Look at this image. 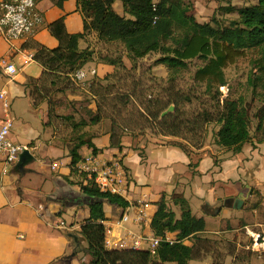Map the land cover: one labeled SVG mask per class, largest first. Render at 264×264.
Returning a JSON list of instances; mask_svg holds the SVG:
<instances>
[{"label":"crops","instance_id":"0c3cea01","mask_svg":"<svg viewBox=\"0 0 264 264\" xmlns=\"http://www.w3.org/2000/svg\"><path fill=\"white\" fill-rule=\"evenodd\" d=\"M77 2L66 0L63 7H59L54 0H40L38 8L43 22L33 35L9 42L0 34V60L5 58L18 68V73L12 76L0 70V92H7L6 100L0 98V128L5 120L7 103V109L15 120L11 139L27 147L35 158L23 170L15 164L3 173L5 162L0 155V264H80L78 257L72 256L71 240L74 239L70 234L78 235L84 247L87 246L80 231L90 210L80 186L89 180L86 174L73 170L71 166L68 144L72 130L69 122L63 119L68 129L64 135L49 114L50 110L54 114L56 107L51 106L47 97L37 98L35 85L41 86L46 80L45 68L35 58H29V54L35 53L34 43L50 49L59 46L49 25L60 17L64 16L69 33L83 31L84 19ZM93 69L101 76L110 67L101 63ZM100 126L101 122H98L85 128L94 136L93 142L100 148L98 154L118 157L128 174L127 196L124 198L129 205L122 208L105 202L107 219L104 224L106 237L110 240L109 248H120L118 241L128 240L130 233L155 236L151 222L158 208L157 202L164 195L169 205L173 204L172 195L175 192L183 193L192 209L193 203L199 201L205 214L214 215L209 225L207 216L193 212L205 218L206 230L200 237L209 243L213 241L208 235L219 234L222 219L241 218L245 211L252 217L250 222L254 227L250 228L249 224L244 227L251 234L264 235V142L253 139L239 153H233L215 142L202 148H192L187 153L168 141L147 144L142 138L123 136L122 147L119 148L111 146V130L98 132ZM92 152L89 147L81 150L82 157ZM54 165L56 168H53ZM236 199L243 200L241 209L233 206ZM225 201H230V204L225 205ZM217 208L220 211L215 213ZM223 209L227 211L225 216L220 215ZM210 210L214 214L207 212ZM261 211L263 217L258 214ZM129 213L133 215L135 231L125 228V223L130 221ZM139 215L143 219L136 221ZM123 217L127 219L123 220ZM219 217L218 223L216 218ZM61 222L66 226L60 227ZM121 228L127 230L125 237L118 234L117 229ZM167 235L177 239L176 233L169 232ZM193 242L194 238L184 240L188 245ZM147 246L144 243L143 248ZM254 252L257 259L264 263V253ZM207 253L213 255V252L204 250L199 259ZM64 256L72 258L64 261ZM233 260L234 256L230 264ZM213 262L218 264L214 258Z\"/></svg>","mask_w":264,"mask_h":264},{"label":"trees","instance_id":"16d2710c","mask_svg":"<svg viewBox=\"0 0 264 264\" xmlns=\"http://www.w3.org/2000/svg\"><path fill=\"white\" fill-rule=\"evenodd\" d=\"M65 1L54 0L59 7H63ZM115 1L78 0V8L84 19L82 32L69 33L64 16L49 25L59 46L50 49L34 43L33 54L44 66L45 78H55L58 73H76L91 62L93 51H82L79 44L87 34L97 32L101 40L124 46L132 62L130 70L135 68L138 60L153 53L159 55L156 64L166 65L170 70L171 85L167 101L155 99L153 107L157 108L156 112H153V107L146 106L150 110L147 116L158 122L163 135L178 137L182 132H187L198 136L202 131L207 132L210 125H216L215 143L233 153H239L253 139L264 142V0L239 7V19L227 25L199 22L192 13V4L186 0H122L124 15L115 10ZM227 10L232 11L233 8L228 7ZM248 55L251 56L252 70L246 85L251 91L252 100L249 101L244 93L234 95L230 91L224 95L221 87H230L226 68ZM196 59L201 62L195 65V87L186 93L177 90V76L189 70L191 62ZM105 61L116 69L126 68L122 59L110 57ZM55 82L53 79L52 83ZM92 89L93 92L97 91L94 87ZM36 90L39 93L42 91L38 85H35ZM200 90L203 93L196 94ZM121 100L126 104L130 97L123 95ZM198 100L199 106L191 112L183 110L185 103L192 106ZM171 105L173 109H170ZM97 110L90 120L82 118L77 121L71 114L62 117L69 122L72 130L68 147L72 157L71 166L75 171L82 159V148H92L94 153L100 151L93 142L94 136L85 131L87 126L101 120L102 106L98 105ZM49 114L52 117L51 110ZM110 130L111 146L121 148V136H117L114 124ZM169 143L181 147L187 153L192 148L204 146L203 143L191 147L179 142ZM80 188L89 202L90 210L80 231L87 242L82 251L89 256L88 264H189L191 260L199 259L202 251H207L210 243L200 237L206 230V220L193 213L183 193L175 192L172 195V203L179 207L180 216L171 208L166 196L163 195L157 202L158 208L151 222L154 235L165 237L169 232L176 233L177 239L173 243L162 241L153 253L148 249L109 248L106 245L104 224L107 219L105 202L122 208H126L129 203L124 197L100 190L92 181L82 184ZM187 238H194L193 244H185ZM251 255V252L247 254L248 260ZM69 257L64 256L62 260ZM244 259L240 254H234L231 264H245L247 259Z\"/></svg>","mask_w":264,"mask_h":264},{"label":"rangeland","instance_id":"374dc122","mask_svg":"<svg viewBox=\"0 0 264 264\" xmlns=\"http://www.w3.org/2000/svg\"><path fill=\"white\" fill-rule=\"evenodd\" d=\"M192 4V13L195 15L199 22H212L213 24H229L233 20L239 19L237 9L242 6L251 5L256 3V0H186ZM122 1L117 0L115 9L120 13H124L122 7ZM233 8L232 11H228L227 8ZM129 15H127L128 17ZM79 48L82 51L88 49L93 51V60L84 66L83 69L87 72V77L84 79H78L73 74H56V77L48 76L44 82L40 85L42 90L39 93L37 90V98L47 97L51 102V106L56 108L51 118L58 124V128L62 134H66L68 129L65 126L63 116L67 114L73 115L78 121L82 118L90 120V118L98 112V105L102 106L101 126L98 132H102L106 129H111L115 126L117 136H129L133 139L142 138L143 141L148 143H161V142H179L183 143L187 147L203 143L215 142V133L218 129L216 125H210L207 132L202 131L200 134L193 135L190 133L182 132L181 136H165L161 130L158 122L149 118L147 115L149 109L147 107H153V101L155 99H163L167 101V93L170 84L171 72L166 65L156 64L155 60L159 57L158 54L153 53L147 57L140 59L135 64V68L130 70L132 62L128 58L127 53L123 45L118 43H109L99 38L97 32H91L80 41ZM63 52V50H60ZM119 58L122 59L126 68L116 69L114 66L109 65L110 70L103 75L99 76L96 73H91L93 67H97L101 63H106L107 58ZM200 60L196 59L191 62L189 70L182 71L175 81L176 89L181 92H188L194 84V72L195 65L200 64ZM252 70L251 56L247 58L239 59L235 64L226 68V74L229 79L230 91L237 95L244 93L247 99L252 100L250 89L247 88L246 81L248 75ZM55 79V84L52 80ZM97 91L93 92V87ZM92 87V88H91ZM97 92V93H96ZM96 93V94H95ZM101 95L99 96V94ZM203 93L200 90L199 93ZM123 95H128L130 100L128 103H124L121 99ZM201 99V98H200ZM200 100L196 105L187 104L183 105L185 112H191L195 107L199 106ZM256 104V103H255ZM173 107V105H171ZM173 109V108H172ZM157 108L153 107V112H156ZM256 121L254 119L253 126ZM72 133V132H71ZM68 135V134H67ZM203 137V138H202ZM169 138V139H168ZM257 199V198H255ZM174 209L177 216H180V209L174 204H170ZM193 212L199 215H205L209 219V225L214 218V215H207L201 208L199 201L193 203ZM225 209L220 215L225 216L227 213ZM236 215V211L234 212ZM243 217L231 219H222V226L220 227L219 234H210L208 238L213 241L212 244L207 245V252H213L205 254L201 259H196L190 262V264H213V258L218 264H230L234 254H240L245 260V264H264L261 259H257L252 246V236L249 230L244 227L249 224L250 228L254 227L250 221L251 216H248L246 211L243 213ZM263 217V212L258 213ZM264 215V214H263ZM130 221L125 223V228H130L135 231L136 227L132 221L133 215L129 213ZM219 219L216 221L219 223ZM215 223V222H214ZM225 228V229H224ZM223 229V230H222ZM120 237L127 235L124 228L117 229ZM212 236V237H211ZM71 247L73 251H77L75 255L78 257L80 264H88L89 257L81 250H84V244L80 241L78 244L71 240ZM251 252L252 255L248 260L247 254ZM213 256V257H212ZM74 257V256H73ZM71 257L65 261H70ZM168 264H177L175 262H169ZM215 264V263H214Z\"/></svg>","mask_w":264,"mask_h":264},{"label":"built area","instance_id":"2783aa9c","mask_svg":"<svg viewBox=\"0 0 264 264\" xmlns=\"http://www.w3.org/2000/svg\"><path fill=\"white\" fill-rule=\"evenodd\" d=\"M39 1L40 0H2L0 4L2 10V14L0 15V34L5 40L11 42L15 39L31 36L36 32L43 22V15L38 8ZM29 58L34 59L33 53L29 54ZM0 70L10 76L18 73L17 66L5 58L0 60ZM96 72L95 69L91 71V73L94 74ZM75 76L78 79H84L87 77V72L84 69H80L75 73ZM221 90L224 95H226L229 89L223 86ZM6 94V91H1L0 98L6 100ZM5 107V120L0 128V155L4 158L5 162L3 173H6L10 166L18 162L23 149L27 148L22 144L15 143L11 139L10 134L14 128L15 120L7 109V103ZM53 168H56V166L54 165ZM77 168L80 172L86 174L87 179L92 181L100 190L121 197L127 196L128 174L118 157H104L98 153L92 152L82 157L77 164ZM126 219L127 217H123V220ZM142 219L143 216L139 215L136 221ZM65 226L64 222L60 223V227ZM251 236L253 240L251 248L257 252L264 253V235L252 233ZM162 241L173 243L176 239L168 235H165V237H158L130 233L128 240L120 239L117 244H119L120 248L144 249L143 246L144 243H146L148 244L146 249L155 253ZM106 245H110V240L107 237Z\"/></svg>","mask_w":264,"mask_h":264},{"label":"water","instance_id":"95a60500","mask_svg":"<svg viewBox=\"0 0 264 264\" xmlns=\"http://www.w3.org/2000/svg\"><path fill=\"white\" fill-rule=\"evenodd\" d=\"M173 107H171L170 109H172ZM34 156L32 155L31 151L27 148L23 149V152L20 154L19 160L16 163L17 168H19L20 170H23L25 168V166L29 163H31L34 160ZM230 201H225V205H229ZM236 209H241L243 206V200L242 199H236L235 204L233 205ZM220 211V208L215 209V213H218ZM210 212L212 214H214L213 211H207ZM70 237H72L75 241V243H79L80 239L79 236L71 233ZM77 254V251H73L72 256H75Z\"/></svg>","mask_w":264,"mask_h":264}]
</instances>
